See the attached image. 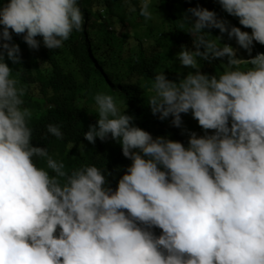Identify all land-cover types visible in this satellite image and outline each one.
<instances>
[{"label": "clouds", "instance_id": "9594fccd", "mask_svg": "<svg viewBox=\"0 0 264 264\" xmlns=\"http://www.w3.org/2000/svg\"><path fill=\"white\" fill-rule=\"evenodd\" d=\"M216 2L220 11L192 7L180 20L195 50L181 45L176 59L194 71L178 82L162 71L144 86L166 133L153 137L117 97L94 95L98 119L83 138H111L131 161L115 190L97 166L69 172L33 146L34 112L12 69L21 63L13 34L31 50L37 37L53 50L83 30L78 0L0 4V264H264V49L252 56L254 42L264 46V0ZM154 5L139 0L145 23ZM224 34L236 43L221 44ZM215 60L225 70L202 73L200 62ZM47 133L64 138L58 125Z\"/></svg>", "mask_w": 264, "mask_h": 264}, {"label": "trees", "instance_id": "16d2710c", "mask_svg": "<svg viewBox=\"0 0 264 264\" xmlns=\"http://www.w3.org/2000/svg\"><path fill=\"white\" fill-rule=\"evenodd\" d=\"M7 2L10 0H0V4ZM78 3L85 18L83 30L74 31L62 49L49 50L43 46L42 38L37 37L40 47L31 50L22 36L13 34L12 42L21 50V63L12 69L20 73L27 89L23 98L25 106L34 112L30 122L33 146L46 147L53 158L65 163L69 172L83 165L97 166L105 174H111L109 186L115 190L131 161L123 157L120 145L111 138L104 142L97 139L94 145L83 138L89 126L95 125L98 119L94 95L104 92L117 97L123 102L122 110L127 108L126 114L135 118L134 124L153 137L166 133L158 124V116L148 107V94L141 96L147 91L144 86L162 71L175 82L194 71L182 67L176 59L181 45L195 50L187 27L181 28L180 20L192 7L216 12L212 3L217 2L158 0L154 14L162 17L161 23L155 25L151 21L145 23L139 15V0H78ZM133 7L135 12L130 10ZM223 19L228 21L225 16ZM231 19L228 22L231 26L251 33V29L243 28L237 18L231 16ZM210 31L213 37L221 35L218 29ZM262 49L264 46L254 42L252 56ZM238 53L237 58L248 57L243 49ZM5 62L9 67L14 65L7 58ZM221 64L220 60L211 64L201 61V71L215 75L214 72L224 69ZM34 85H37V92L32 88ZM49 124L60 126L63 140L47 133ZM178 132L167 133V138L176 137ZM69 144L74 145L71 150ZM37 166L44 167V161L38 160Z\"/></svg>", "mask_w": 264, "mask_h": 264}, {"label": "rangeland", "instance_id": "374dc122", "mask_svg": "<svg viewBox=\"0 0 264 264\" xmlns=\"http://www.w3.org/2000/svg\"><path fill=\"white\" fill-rule=\"evenodd\" d=\"M156 2L158 3V0H156ZM155 6V5H154ZM216 8H218V9H216ZM222 8L221 7H218V5H216L215 6V11L216 12H218V11H220ZM223 11V10H222ZM160 17H162V16H159V17H155V14H154V19L153 20H151V23L153 24V25H155V24H157V23H161V19H160ZM226 19H227V17H225ZM226 36V37H225ZM233 40V41H232ZM232 40H229L228 39V36H227V34H224L223 35V39L221 40V44H230V41H232V42H235L236 43V41H235V39H232ZM235 50H236V52H237V57L239 56V54H238V52H239V47L237 46V44H236V46L235 47H233ZM225 69H220L219 71H218V73L217 74H219V73H221V72H223ZM36 86L37 85H34L32 88L33 89H37L36 88ZM38 91V89L36 90V92ZM144 95H147V91L146 92H144L141 96H144ZM142 105H145V104H142ZM203 132H198V131H194L196 134H197V136L199 137V136H202V133L205 135V132H204V130H202ZM208 135H211V134H213V132L210 130L208 133H207Z\"/></svg>", "mask_w": 264, "mask_h": 264}, {"label": "bare ground", "instance_id": "6f19581e", "mask_svg": "<svg viewBox=\"0 0 264 264\" xmlns=\"http://www.w3.org/2000/svg\"><path fill=\"white\" fill-rule=\"evenodd\" d=\"M258 53H263V52H261V51H256V52L253 54V57H254L256 54H258Z\"/></svg>", "mask_w": 264, "mask_h": 264}]
</instances>
